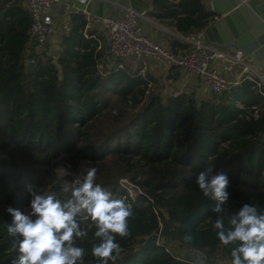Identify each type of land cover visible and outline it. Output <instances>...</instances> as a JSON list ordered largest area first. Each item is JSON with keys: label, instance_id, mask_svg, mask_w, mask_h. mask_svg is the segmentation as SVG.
Listing matches in <instances>:
<instances>
[{"label": "trees", "instance_id": "trees-1", "mask_svg": "<svg viewBox=\"0 0 264 264\" xmlns=\"http://www.w3.org/2000/svg\"><path fill=\"white\" fill-rule=\"evenodd\" d=\"M152 4V14L174 23L183 36L205 30L217 17L205 0ZM31 23L23 0H0V264H12L18 255L7 231L12 218L6 207L23 210L31 190L47 185L67 199L69 170L83 161L97 168L96 183L114 197L126 195L133 209L129 235L116 237L122 251L115 264H190L166 244L145 245L162 232L231 259V245H222L212 227L214 202L203 196L195 177L214 162L230 177V211L244 202L264 208V101L253 83L201 101L194 93L165 100L149 88L150 76L119 68L122 60L100 71L105 50L98 39L86 37L87 18L79 13L71 15V30L62 34L57 62L46 53L49 44L27 61ZM180 42L182 50L189 48ZM60 169L67 172L61 176ZM129 176L144 189L135 200L119 182ZM80 221L85 227L91 223L86 213ZM94 231L93 226L77 241L85 249L83 264H97L91 252ZM185 234L192 236L190 242Z\"/></svg>", "mask_w": 264, "mask_h": 264}, {"label": "clouds", "instance_id": "clouds-1", "mask_svg": "<svg viewBox=\"0 0 264 264\" xmlns=\"http://www.w3.org/2000/svg\"><path fill=\"white\" fill-rule=\"evenodd\" d=\"M96 174L95 165L88 164L82 179L70 186L67 199L54 192L31 190L26 208L6 207L12 218L7 231L18 253L12 264H83L85 249L77 241L86 238L93 226L97 242L91 252L97 264H115L122 251L116 237L129 235L128 218L133 209L125 199L114 197L96 183ZM195 183L214 202L212 227L222 245H231L230 264H264V208L244 202L230 211V177L216 170L214 162L197 173ZM82 213L91 221L86 227L80 221ZM184 239L190 242L192 236L185 234Z\"/></svg>", "mask_w": 264, "mask_h": 264}, {"label": "built area", "instance_id": "built-area-1", "mask_svg": "<svg viewBox=\"0 0 264 264\" xmlns=\"http://www.w3.org/2000/svg\"><path fill=\"white\" fill-rule=\"evenodd\" d=\"M13 1L10 0V2ZM61 1L23 0V7L30 13L32 20L29 30V54H41L46 45L56 41L57 19L55 7ZM91 1L93 0H65V16L62 24L64 33L71 30V15L74 13L82 14L87 19H91L94 24L102 26L106 31L107 43L104 44L98 39V48H103L107 56L117 60L142 61L144 63L141 68L142 75H145L148 68L147 61L154 60L168 67L181 69L187 79L200 80L201 87L206 93L222 94L241 86L245 82H251L253 88L260 93L264 101V71L256 66L242 50L233 52L222 47H216L206 41V33L203 30L181 36L182 42L188 45L189 48L176 53L147 34L141 23L143 14L135 8L126 7L125 13L121 17L92 16L88 9V4ZM88 23L87 20L84 31L86 37L96 38L94 35H88L90 26V23ZM31 62L35 63V60L31 59ZM118 67L124 68V65L119 64ZM99 68L102 71L101 65ZM239 104L241 108H244L242 103ZM252 108L257 114V107L252 106ZM125 183L129 184V182ZM122 188L132 200L139 196L134 197L132 195V188L129 185L125 186L123 184ZM123 198L126 199V195ZM158 244L161 243L158 242ZM167 249L172 252L170 248L167 247ZM191 250L193 252L203 251L196 248H191ZM176 257L181 261L192 264L191 260Z\"/></svg>", "mask_w": 264, "mask_h": 264}, {"label": "crops", "instance_id": "crops-1", "mask_svg": "<svg viewBox=\"0 0 264 264\" xmlns=\"http://www.w3.org/2000/svg\"><path fill=\"white\" fill-rule=\"evenodd\" d=\"M212 1L213 0H205L206 5L212 9ZM131 6L135 8L137 11L143 14L141 18V23L145 28V31L149 36H151L155 41L162 43L166 47L172 49L174 52L182 48L181 35L174 26V23L167 20H159L156 18L152 12L154 10V6L152 4V0H93L88 4V9L93 15L96 16H115L121 17L125 13V8ZM56 19H57V32H59L60 40L64 31L62 30L63 19L65 16V0H62L55 7ZM76 14V13H74ZM89 21V28L91 32H94V36L99 39L102 43H107V35L106 31L102 26L94 24L91 19H87ZM58 35V37H59ZM182 41V40H181ZM58 42V40H57ZM60 44V43H59ZM60 47V45H58ZM183 49V48H182ZM184 51V50H182ZM181 52V50H179ZM178 52V53H179ZM129 61V60H126ZM125 61H123L124 63ZM132 64L124 63V68L128 66L131 67L132 70H137L141 73V68L144 63L142 61L132 60ZM126 65V66H125ZM147 70L145 72L146 75L150 76L152 80H162L166 82L168 85L166 88L174 89L176 92L174 95H177L181 89H185L188 87H192V89L200 90L204 89L197 88L200 85V80L197 79H187L184 77V73L181 69L175 67H168L165 64L156 62L154 60L147 61ZM175 71V72H174ZM180 74L179 79H175L174 76ZM171 78V79H170ZM164 82H161L162 85H165ZM171 84V85H169ZM173 84V85H172ZM188 90V89H187ZM201 92V93H203ZM200 93V92H199ZM206 93V92H205ZM204 94V93H203Z\"/></svg>", "mask_w": 264, "mask_h": 264}, {"label": "water", "instance_id": "water-1", "mask_svg": "<svg viewBox=\"0 0 264 264\" xmlns=\"http://www.w3.org/2000/svg\"><path fill=\"white\" fill-rule=\"evenodd\" d=\"M212 10L217 17L205 29L206 41L233 52L242 50L264 71V0H213ZM153 244H158L157 234L145 242Z\"/></svg>", "mask_w": 264, "mask_h": 264}, {"label": "rangeland", "instance_id": "rangeland-1", "mask_svg": "<svg viewBox=\"0 0 264 264\" xmlns=\"http://www.w3.org/2000/svg\"><path fill=\"white\" fill-rule=\"evenodd\" d=\"M58 35H59V32H56V36H55V40L56 41H54L53 43H50L46 47L47 48L46 49V53H48L49 56L53 57L55 62H57V60H58V55H59V51H60L59 46H58L59 42H60V35H59V37H58ZM57 40H58V42H57ZM179 50L182 51V48L179 49ZM179 50H177L176 53H178ZM26 58L28 59L27 61H29V58H30L29 53H27ZM117 62H119V61H117V59L109 57V56L106 55V56H104V61H103L102 65H101V70L107 71L112 66H114ZM127 62L129 64H132L131 66H133L132 60L125 61L124 63H127ZM161 82H164V81H162V80H156V81L153 80L152 82H150L149 88H151V91L153 90L157 94H161L163 99L166 100L169 96L174 95L176 92L174 91V89L166 88L167 85H168L166 82H164L165 85H162ZM169 85H171V84H169ZM197 88H201V83H200L199 87H197ZM181 91H183V92H181ZM180 92L181 93H189V94L194 93L195 96H196V99L198 101H201L204 98H207V96L210 94V92L209 93L203 92L202 89L200 91L199 89L198 90L192 89V87H188V86H187L186 90L183 88V89L180 90ZM201 92H203L204 94L201 93ZM88 164L94 165L92 161H83V163L79 165L78 169L77 168L75 169L73 167V168H71L69 170V173H71L72 176H73L71 186H73L74 181L76 179H78V178L82 179V173H84L85 168H86V166ZM65 172H67V171H63L62 169L59 170V174L61 176ZM131 177L132 176L121 178L119 182L122 185H120V186L123 187V184L125 186H127V185L131 186L132 195L134 197L137 196V195L143 194L144 193V189L136 181H133V179H130ZM137 178H139L140 180H144L145 179L143 175H138ZM125 182H129V184L125 183ZM43 191L50 192L49 185L45 186ZM158 210L160 211L162 216L167 218V214H166V212H165V210L163 208L159 207ZM161 224H162V228H163L165 226L163 217H162V220H161ZM155 234L158 235V242L166 244V246L168 248H170L172 250V252L176 256H179L180 258H186L187 260H191L192 264H200L201 261H203V264H230V262H231V259L226 258L219 251L208 252L207 250H204V251L193 252L190 247L182 244L179 240L172 239L170 236H168L164 232L155 233Z\"/></svg>", "mask_w": 264, "mask_h": 264}]
</instances>
